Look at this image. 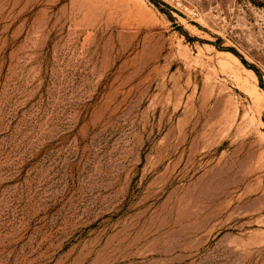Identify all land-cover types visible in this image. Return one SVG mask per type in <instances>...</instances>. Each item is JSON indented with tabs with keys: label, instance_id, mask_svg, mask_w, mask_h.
Listing matches in <instances>:
<instances>
[{
	"label": "rangeland",
	"instance_id": "374dc122",
	"mask_svg": "<svg viewBox=\"0 0 264 264\" xmlns=\"http://www.w3.org/2000/svg\"><path fill=\"white\" fill-rule=\"evenodd\" d=\"M0 264H264V0H0Z\"/></svg>",
	"mask_w": 264,
	"mask_h": 264
}]
</instances>
